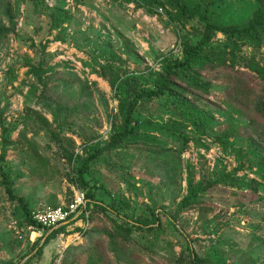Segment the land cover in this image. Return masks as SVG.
I'll use <instances>...</instances> for the list:
<instances>
[{
  "label": "rangeland",
  "instance_id": "obj_1",
  "mask_svg": "<svg viewBox=\"0 0 264 264\" xmlns=\"http://www.w3.org/2000/svg\"><path fill=\"white\" fill-rule=\"evenodd\" d=\"M8 2L0 10V165L33 214L79 193L95 202L63 229L35 230L0 176V264H195V254L199 264H264V147L226 132L246 118L229 111V77L246 72L264 95V26L243 31L264 6ZM209 22L218 28L193 73L201 86L180 81L141 101L133 134L90 164L85 185L86 158L124 128L134 97L155 88Z\"/></svg>",
  "mask_w": 264,
  "mask_h": 264
},
{
  "label": "trees",
  "instance_id": "obj_2",
  "mask_svg": "<svg viewBox=\"0 0 264 264\" xmlns=\"http://www.w3.org/2000/svg\"><path fill=\"white\" fill-rule=\"evenodd\" d=\"M257 1L264 6V0ZM6 7L10 8L8 0H0V10L5 9ZM196 13H198V11H191L190 17H194ZM262 26H264V11H257V13L254 15L252 24L249 27L243 29V31L246 34L258 33L261 29L260 27ZM217 28L218 27H216L215 24L209 22L206 26L203 38L200 43L196 46L191 44L188 45L186 51L184 52V57L182 60L166 65L160 78L156 82L155 88L140 92L134 97L128 107L126 119L124 122V128L121 131L114 133L107 145L97 149L95 153L91 154L84 161L82 167L79 170V177L82 181L84 180V175L88 172L89 166L92 162L97 160L105 152L112 150L120 142L133 134L134 129L131 127V123L141 101L145 99H153L165 96L168 92H173L175 88H180V81L183 82L186 86L193 89L199 88L201 86L199 82L194 81L193 73H195L196 70L202 68L204 48L213 40ZM219 30L222 32L229 31L227 27H220ZM221 64L222 63H218L215 66H223V64ZM240 75L245 76L247 75V73L239 71L236 72L235 76L232 75L231 77H229V81L232 83V86L229 89L228 107L229 111L232 112V114H237L241 118H246L244 120H236V126H229V129L226 132L228 135L245 134L256 144L264 147V95L260 94V96H257L254 89L247 83L245 78L241 77ZM0 176L2 177L3 184L6 187L9 198L11 200L18 201L23 207L27 223L37 229H42V227L34 219L33 211L30 208L29 202L24 196L18 195L16 193L10 174L4 169L2 165H0ZM84 184L86 185V182H84ZM196 195V192L189 194L188 197H186L181 203L180 208H186L189 204V201L195 198ZM86 197L87 200H91V203L95 202L94 193L88 192ZM66 226L68 225H64L58 229H54L51 231V233L63 229ZM45 230L49 231L50 229ZM194 263L199 264L196 254L194 255Z\"/></svg>",
  "mask_w": 264,
  "mask_h": 264
},
{
  "label": "built area",
  "instance_id": "obj_3",
  "mask_svg": "<svg viewBox=\"0 0 264 264\" xmlns=\"http://www.w3.org/2000/svg\"><path fill=\"white\" fill-rule=\"evenodd\" d=\"M88 200L84 193H79L76 198L67 205L48 207L33 214L34 219L42 229H58L64 225H71L83 215H88ZM31 228H35L31 226ZM36 230V228H35Z\"/></svg>",
  "mask_w": 264,
  "mask_h": 264
}]
</instances>
